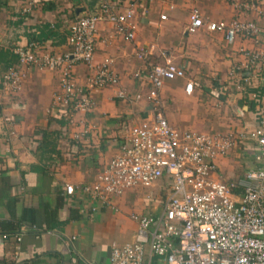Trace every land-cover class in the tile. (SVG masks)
<instances>
[{"label": "crops", "instance_id": "crops-1", "mask_svg": "<svg viewBox=\"0 0 264 264\" xmlns=\"http://www.w3.org/2000/svg\"><path fill=\"white\" fill-rule=\"evenodd\" d=\"M101 2L43 0L31 13L23 14L25 0H0V41L8 45L6 51L16 54L17 46L27 45L30 35L40 34L48 24L54 36L44 43L56 51L66 50L70 23L86 8L93 5L94 10ZM239 2L243 6L235 7L228 0H138L136 37L132 41L117 33L113 24L101 23L95 61L111 58L122 82L95 91L94 111L78 113L74 122L51 111L55 94L61 92L59 71L24 67L26 76L17 93L7 97L0 90V264H87L105 260L114 241L134 239L137 223L130 216L132 212L159 211L165 198L160 185L140 187L146 191L138 203L131 193L139 188L126 191L118 200L119 211L98 207L86 200L81 190L82 185L97 179L117 153L123 124L131 126L151 114L153 107L147 99L128 102L115 94L122 86L134 93H147V83L134 78L136 71H146L148 66L137 56L138 47L156 44L151 58L156 60L165 51L187 71L186 78L167 81L161 90V108L173 126L200 130L201 116L210 114L204 104L209 95L212 102L225 98L229 104L242 107L248 116L245 123L249 119L256 123L255 103L247 93L238 91L230 70L248 61V51L264 52V35L238 37L229 43L221 31L205 27L196 33L186 31L193 7L213 21L241 18L264 27V0ZM163 13L168 19H161ZM4 53L0 52V81L8 65ZM75 69L83 82L88 69L83 63ZM189 80L195 83L192 94L185 90ZM171 105L187 110L176 116ZM234 158L218 159L220 172L229 180L237 177ZM66 184L75 185L76 193L68 194ZM150 193L153 199L149 201ZM160 262L153 257L145 264Z\"/></svg>", "mask_w": 264, "mask_h": 264}, {"label": "built area", "instance_id": "built-area-1", "mask_svg": "<svg viewBox=\"0 0 264 264\" xmlns=\"http://www.w3.org/2000/svg\"><path fill=\"white\" fill-rule=\"evenodd\" d=\"M42 1L25 0L22 13H31ZM228 1L235 7L243 6L239 0ZM137 3L102 0L94 10L93 5L86 8L69 25L66 50L56 51L39 41L17 46L14 51L19 60L2 75V94L13 96L22 88L24 67L50 68L59 71L61 87L51 111L68 122H74L80 112H93V93L122 82L111 58L95 61L100 24L111 23L125 40H134ZM161 19H168V14H161ZM204 27L223 32L229 43L238 37L264 35V27L255 21H213L198 7L191 8L186 31L196 33ZM156 47L137 48V56L148 66L146 71H136L134 78L147 83L146 95L124 86L115 93L128 102L147 99L153 107L151 114L131 126L123 124L117 153L97 179L82 185L81 190L86 200L115 211L120 210L118 200L130 189L160 185L165 198L158 212L130 214L137 223L132 241H114L105 260L87 264H145L153 257L160 258V264H264V52L248 51V61L230 70L238 91L247 93L255 103L256 123L247 121L230 132H201L173 126L161 108L165 83L186 78L187 71L165 51L156 55L159 60L151 58ZM7 48L0 41V52ZM81 63L88 69L83 82L75 69ZM194 89L195 83L189 80L186 92L192 94ZM239 111L240 115L245 113L242 107ZM238 149L250 156L252 165L242 176L229 180L220 172L218 159ZM65 189L68 194L76 193L73 184H66ZM147 198L150 201L153 195ZM17 239L21 240V235L17 234Z\"/></svg>", "mask_w": 264, "mask_h": 264}, {"label": "rangeland", "instance_id": "rangeland-1", "mask_svg": "<svg viewBox=\"0 0 264 264\" xmlns=\"http://www.w3.org/2000/svg\"><path fill=\"white\" fill-rule=\"evenodd\" d=\"M221 100H223V101H221ZM212 101H213L212 95H209L208 103H204V104L207 105L206 111H208L210 113L209 114L210 117L208 115L201 116L202 120L199 123V125L202 128L200 130H197V131H201V132H209V131L230 132V131H235L236 129L241 128L245 124V121L248 119L246 112L243 115H240L239 108L229 104L225 98L220 99V100L217 99L216 103L212 102ZM199 107L201 109L200 112L201 111L203 112L204 109L202 108L203 106L201 103H200ZM171 109L173 110V112H175V114L177 116L178 113L180 115V112H182V111L184 112V110H187V107L185 109L182 107V108H179L176 110V109H174V106L171 105ZM179 117H181V116H179ZM220 117H222V119L224 118L225 121H223ZM249 120H251V119H249ZM249 120H248V122H249ZM208 123H209V126L207 127ZM231 155L235 156L234 160H235V163H237V165H238L237 176H242L244 174V172L247 170V168L250 165H252L251 158L248 155H244L242 149H238V150L234 151V153ZM144 191H146V189H143V188H139V189L133 191L134 193H131L133 196L132 200L134 199L137 203L139 201L143 200Z\"/></svg>", "mask_w": 264, "mask_h": 264}, {"label": "trees", "instance_id": "trees-1", "mask_svg": "<svg viewBox=\"0 0 264 264\" xmlns=\"http://www.w3.org/2000/svg\"><path fill=\"white\" fill-rule=\"evenodd\" d=\"M51 36H54V33L52 31V29L50 28V26L48 24H46L41 30H40V34L38 35H30V42L31 41H39V42H44L46 41V39L50 38ZM8 49V48H7ZM7 49L1 51V54L4 53V59L7 60V68H9L12 64L18 62L19 60V56L17 54H13V51H6ZM11 52V53H10ZM6 68V69H7Z\"/></svg>", "mask_w": 264, "mask_h": 264}, {"label": "water", "instance_id": "water-1", "mask_svg": "<svg viewBox=\"0 0 264 264\" xmlns=\"http://www.w3.org/2000/svg\"><path fill=\"white\" fill-rule=\"evenodd\" d=\"M91 5H92V3H91Z\"/></svg>", "mask_w": 264, "mask_h": 264}]
</instances>
